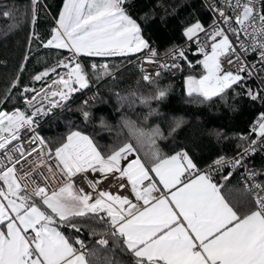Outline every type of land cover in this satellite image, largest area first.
Wrapping results in <instances>:
<instances>
[{
  "label": "snow or ice",
  "instance_id": "1",
  "mask_svg": "<svg viewBox=\"0 0 264 264\" xmlns=\"http://www.w3.org/2000/svg\"><path fill=\"white\" fill-rule=\"evenodd\" d=\"M30 2L34 25L39 0ZM125 3L63 0L50 37L42 40L37 32L30 34V40L39 41L43 47L65 49L72 56L34 76L35 81H42L57 67L67 70L57 74L46 88L23 89L21 96L33 112L0 110V264H93L88 257L95 253L85 241H71L62 231L67 228L79 233L80 218L85 217L107 226V235L96 240L97 245L106 247L113 239L117 247L130 254L133 264H264V184L248 186L249 200L243 208L233 205L221 193L223 185L211 174L225 165L224 157L214 160L209 171H201L186 150L161 154L156 147L159 129L146 132L133 125L129 126L136 143L141 147L151 145L144 158L127 141L102 153L80 131L69 132L56 146L39 136L30 138L31 149L20 142L21 129L31 128L35 116L47 114L71 93L89 86L77 57L151 51ZM226 7L227 12L224 7L214 9L222 19L214 20L208 28L197 21L185 29L187 39L199 44L203 59L197 63L206 73L198 79L192 75L186 78L189 96L211 99L239 84L243 79L240 73L250 75V69L255 68L243 60L242 54L258 53L264 66V0H227ZM0 16L12 18L13 11L0 7ZM228 33L236 36L238 44H233ZM225 56L229 64L241 60L238 72L223 69L221 57ZM177 58L186 59L183 50H178ZM99 67L110 74L107 64ZM172 67L178 65L173 63ZM143 78L151 80L148 74ZM29 92L33 93L30 97L26 95ZM246 94L254 101L264 100V95L251 89ZM165 95L160 90L158 98ZM38 97L48 100V109L37 107L34 102ZM89 115L83 111L85 119ZM256 124L253 132L264 139V113ZM231 165L242 166V158L234 159ZM88 173L94 174L92 178ZM78 174H83L91 191L75 185L73 178ZM231 175L229 172L222 180H229ZM255 175L250 173L253 181ZM50 177L57 179L58 188H51ZM108 180L113 183L108 189L102 188Z\"/></svg>",
  "mask_w": 264,
  "mask_h": 264
},
{
  "label": "trees",
  "instance_id": "2",
  "mask_svg": "<svg viewBox=\"0 0 264 264\" xmlns=\"http://www.w3.org/2000/svg\"><path fill=\"white\" fill-rule=\"evenodd\" d=\"M3 6L13 11V17L0 16V110L11 112L16 108L24 109L21 93L25 87L33 85L34 76L56 66L68 52L46 48L39 41L30 40L33 31L42 40L50 37L63 0H41L34 25L30 0H0V7ZM124 6L140 25L149 46H155L163 54L185 40L188 26L199 21L207 27L212 22L202 0H126ZM137 56L81 55L89 86L70 95L60 113L48 114L41 121L40 136L49 145L56 146L69 132L80 131L88 135L102 153L127 141L133 143L144 158L151 145L137 144L129 125L146 132L159 129L156 147L161 154L186 150L199 169L219 157H232L244 148L250 124L257 114L264 113V100L254 101L246 94L251 89L264 95L254 79L241 81L220 95L204 99L197 94L189 96L184 88V80L189 75L198 79L204 74L197 63L203 59L201 54L186 55L178 77L161 76L149 83L141 75L135 61ZM93 64L97 65L96 69L92 68ZM103 64L109 66L110 74L100 69ZM160 90L166 92L162 99L158 98ZM85 110L90 114L87 119L83 116ZM229 172L232 175L223 181L222 193L233 205L243 208L249 197L237 170H224L214 174L213 179L220 182ZM80 227L79 233L67 228L62 231L71 241L77 238L85 241L88 249L95 253L88 257L93 264L106 261L133 264L130 254L117 247L113 239L106 247L95 243L102 235H107L105 224L85 217L80 218Z\"/></svg>",
  "mask_w": 264,
  "mask_h": 264
},
{
  "label": "built area",
  "instance_id": "3",
  "mask_svg": "<svg viewBox=\"0 0 264 264\" xmlns=\"http://www.w3.org/2000/svg\"><path fill=\"white\" fill-rule=\"evenodd\" d=\"M204 4L206 5L207 9L209 10L211 16H212V22L210 25L213 24L214 20H221L222 18L218 16V13L214 11L217 7H224L225 11L227 12L228 9L226 7L227 0H202ZM41 2V0H39ZM209 25V26H210ZM205 28H208L205 27ZM229 39L233 42V44H238L237 38L232 33H228ZM243 38V37H242ZM200 39L201 41H204V34L200 33ZM151 51L149 49H143L138 53V56L136 58V62L139 65L140 72L142 77H144L145 74L150 75L151 80L146 81L147 83L152 82L161 76H168L172 79L178 77L181 74V67L184 61V58H177V52L178 50H183L185 53V56L188 54H200L198 52L199 44L190 41L185 37V40L174 47L171 51L163 54L161 53L158 48L155 46H149ZM237 51L239 52L240 49L237 46ZM202 55V54H201ZM72 56V53L70 52L67 56H65L62 60L65 58H70ZM203 56V55H202ZM243 60L248 65H254V69H250L251 74L249 75L248 72L240 73L243 77L242 81H248L250 79H254L256 83L259 85L261 90L264 93V66L260 65L259 63V56L258 53H248V54H242ZM61 60V61H62ZM76 62H79L81 65V61L79 57L76 58ZM222 67L225 71H233L238 72L241 68V60L235 59L234 63L229 64L228 63V57H221ZM173 63L177 64L178 67H172ZM83 67V65H82ZM204 70V69H203ZM205 72V70H204ZM158 73V75H157ZM206 74V73H205ZM57 79V78H56ZM51 84V83H50ZM78 87V86H77ZM86 89V88H85ZM84 90V89H81ZM78 92V91H77ZM76 92L71 93L70 95L74 94ZM43 95V93H42ZM69 95V97H70ZM68 100V99H67ZM66 101V100H65ZM65 101H60L58 107L51 108L48 112H52V114L60 113L61 112V106ZM25 109L28 110L29 113L32 112V108H29L24 100H23ZM36 103L37 107L40 105H44L45 109H48V100H41L40 97L37 98ZM24 111V110H22ZM47 112V113H48ZM261 113L257 114L252 123L249 126L248 135L245 139V145L242 150H240L238 153H236L232 157H224L225 159V165L219 170H212V176L217 173H221L224 170H237L238 176L240 178L241 184L243 185L244 189L247 191V188L249 185L255 183H264V139H261L255 132H253V129H256L258 126L256 124V121L258 120ZM42 115V114H41ZM35 116L34 121L35 123L31 126V128H22L19 135H20V142L23 143V146L27 149H31L33 147V144L31 142V137L33 136H40L39 129L41 127V121L38 117L41 116ZM253 140L256 141L255 144L251 143ZM242 158V166H237L235 168L232 167L231 162L234 159ZM213 165V162L206 166L205 168L200 169L201 171H209L210 166ZM250 173H255L254 181L252 178H250ZM45 174L48 175L47 169H45ZM83 174H78L76 177L73 178V181L77 187H82L85 189V191H91L87 187V181L82 178ZM89 178H92L94 174L88 173L87 174ZM51 179V188L56 189L60 186V184L57 182V179ZM113 181L108 180L105 181L101 187L108 189L109 185L112 184ZM29 191H31V188H29ZM112 191H115V189H112ZM127 194V193H125ZM160 193H156V195H159Z\"/></svg>",
  "mask_w": 264,
  "mask_h": 264
},
{
  "label": "rangeland",
  "instance_id": "4",
  "mask_svg": "<svg viewBox=\"0 0 264 264\" xmlns=\"http://www.w3.org/2000/svg\"><path fill=\"white\" fill-rule=\"evenodd\" d=\"M51 48V47H50ZM68 52V51H67ZM70 52H68V54H69ZM139 53V52H138ZM138 53L137 54H135V55H138ZM100 58H106V57H100ZM79 59H80V56H79ZM81 61V60H80ZM201 65V64H200ZM201 67L203 68V66L201 65ZM83 68V71H84V73H85V75L87 76V80H88V83H89V79H88V73L86 72V70H85V68H84V66L82 67ZM67 70L66 69H64L63 67H57L56 68V72H54V73H50V76L49 77H45L42 81H35V80H33V85L31 86V88H35L37 91H40L42 88H46L47 87V85H49L50 83H52V80H54V79H56L57 78V74H59V75H63L65 72H66ZM204 74H205V72H204ZM203 74V75H204ZM185 81H186V78H185V80H184V88H185V91L187 92V86H186V83H185ZM23 91V90H22ZM29 94H31V95H33V93H31V92H29ZM27 95V94H26ZM30 95V96H31ZM28 96V95H27ZM30 96H28V97H30ZM57 101H59V97H56L55 98ZM23 100H24V97H23ZM24 104V103H23ZM61 108H62V106H61ZM25 112H28V110H26L25 109V106H24V109H23ZM47 115H48V113L47 114H42L41 116H39L38 117V119L39 120H43L44 118H46L47 117Z\"/></svg>",
  "mask_w": 264,
  "mask_h": 264
},
{
  "label": "crops",
  "instance_id": "5",
  "mask_svg": "<svg viewBox=\"0 0 264 264\" xmlns=\"http://www.w3.org/2000/svg\"><path fill=\"white\" fill-rule=\"evenodd\" d=\"M60 50L68 51V50H65V49H60ZM68 52H69V51H68ZM137 53H138V52H137ZM137 53H135V54H137ZM135 54H131V55H135ZM128 56H129V55H128ZM86 77H87V76H86ZM134 156H135V155L133 154V156H130L129 159L134 158ZM125 163H126V162H125ZM223 181H224V180L221 179L219 183H221L222 185H224ZM225 182H226V181H225ZM221 193H222V189H221ZM222 194H223V193H222Z\"/></svg>",
  "mask_w": 264,
  "mask_h": 264
},
{
  "label": "water",
  "instance_id": "6",
  "mask_svg": "<svg viewBox=\"0 0 264 264\" xmlns=\"http://www.w3.org/2000/svg\"><path fill=\"white\" fill-rule=\"evenodd\" d=\"M43 107L44 108V105H40V106H38V107ZM34 111V109L32 110V112ZM48 114H50V115H52V112H48Z\"/></svg>",
  "mask_w": 264,
  "mask_h": 264
},
{
  "label": "bare ground",
  "instance_id": "7",
  "mask_svg": "<svg viewBox=\"0 0 264 264\" xmlns=\"http://www.w3.org/2000/svg\"><path fill=\"white\" fill-rule=\"evenodd\" d=\"M250 81V80H249Z\"/></svg>",
  "mask_w": 264,
  "mask_h": 264
}]
</instances>
